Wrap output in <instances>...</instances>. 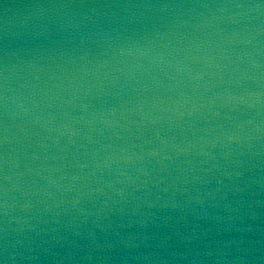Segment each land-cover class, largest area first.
<instances>
[{
	"label": "water",
	"instance_id": "1",
	"mask_svg": "<svg viewBox=\"0 0 264 264\" xmlns=\"http://www.w3.org/2000/svg\"><path fill=\"white\" fill-rule=\"evenodd\" d=\"M0 264H264V0H0Z\"/></svg>",
	"mask_w": 264,
	"mask_h": 264
}]
</instances>
